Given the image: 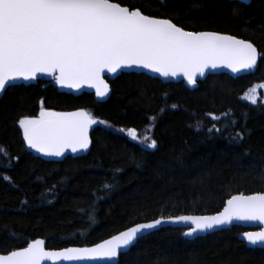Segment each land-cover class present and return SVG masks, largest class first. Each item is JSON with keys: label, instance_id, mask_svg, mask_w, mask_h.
Returning a JSON list of instances; mask_svg holds the SVG:
<instances>
[{"label": "trees", "instance_id": "trees-1", "mask_svg": "<svg viewBox=\"0 0 264 264\" xmlns=\"http://www.w3.org/2000/svg\"><path fill=\"white\" fill-rule=\"evenodd\" d=\"M119 2L171 18L188 31L249 40L264 52V0ZM108 82L111 94L104 102L88 93L59 92L45 80L10 86L0 98V148L7 153H0V253L38 237L50 249L89 246L138 222L214 214L234 194L264 191V104L243 98L264 82V57L254 74L208 75L193 90L133 72ZM41 106L84 109L107 124L90 126L83 155L44 161L32 155L18 124L23 116H38ZM120 128H135L157 147ZM93 208L95 222L89 219ZM184 231L165 227L144 235L117 264H264V248L246 247L239 226L192 240Z\"/></svg>", "mask_w": 264, "mask_h": 264}, {"label": "snow or ice", "instance_id": "snow-or-ice-1", "mask_svg": "<svg viewBox=\"0 0 264 264\" xmlns=\"http://www.w3.org/2000/svg\"><path fill=\"white\" fill-rule=\"evenodd\" d=\"M260 57L264 52L253 42L216 31H186L171 18L146 15L141 8L119 0H0V92L17 80H34L38 73H46L61 86L78 89L88 85L95 88L97 97H104L109 91L102 78L105 70L115 73L140 67L164 77L182 74L189 84H195L197 74L203 75L207 68L224 65L234 73L254 70ZM257 87L264 88V84L245 94L252 103H256ZM96 123L107 124L84 109L55 112L43 106L38 117L18 120L30 148L57 157L66 149H88L89 128ZM116 131L132 140L140 138L135 128ZM235 139L242 140L243 134L237 133ZM141 142L148 148L157 147V141L148 135ZM0 153L7 155L3 148ZM89 219L95 222L94 208L89 210ZM234 219L264 224V191L233 195L223 210L212 216L179 215L136 223L91 247L48 250L44 240L35 239L26 247L0 254V264L113 260L147 230L164 222H190L183 235L192 237ZM243 237L251 245H264V230L245 232Z\"/></svg>", "mask_w": 264, "mask_h": 264}, {"label": "water", "instance_id": "water-1", "mask_svg": "<svg viewBox=\"0 0 264 264\" xmlns=\"http://www.w3.org/2000/svg\"><path fill=\"white\" fill-rule=\"evenodd\" d=\"M237 1H240V2H242L244 4H249L251 2V0H237ZM186 31H188V30H186ZM205 31H207V30H205ZM222 34H226V33H222ZM229 35H231V34H229ZM237 38H239V37H237ZM240 39H243V38H240ZM258 63H259V58H258ZM257 66H258V64H257ZM257 66L255 67L254 70H247V71L241 70V71L235 72V73L232 72V70L230 68H227L224 65H220L217 68H207V69H205L203 75L197 74V76H196V83L195 84H189L187 82L186 78H184V76L182 74H178L175 77H172V76L164 77V76L160 75V73H158V72H154V71H151V70H148V69H144V68H140V67L122 68V69H118L117 72H115V73H109V72H107L105 70L102 73V78L104 79L105 83L108 84L109 91H108V93L104 97H97L96 96L95 88L90 87L88 85H82L78 89H76V88H70V87H66V86H61V85H59V84H57L55 82V80L53 79L52 76H50V75H48L46 73H38L36 79H34V80H27V81H25L23 79L17 80V81L14 82L13 86L14 85H30V84H36L38 80H45V81L50 82V84L52 86H54L55 88H57V90L59 92H63V93H66V94H71L73 96H78V95H80L82 93H88V94H92L93 97H94V99L97 102H104V101H106L110 97V94H111L110 85H109L108 80L115 79L121 73H130V72H133V73H142V74H145V75H147V76H149L151 78H156V79H158V80H160L161 82H164V83H167V82H182L188 89L193 90V89H196L198 87V83L200 81H203L208 75L227 74V75L231 76L232 78H237V77H240V76H243V75L254 74L256 72ZM5 91L6 90H4L3 92H0V98L3 96V94H4ZM30 151H31V153H32V155L34 157L40 158V159H42L44 161L61 162L66 157H68V156H70V157H76V156L83 155L86 150H78L77 152H72L71 149H66L64 151V153L61 156H58V157L57 156L46 155V154H44L42 152H39V151H37L36 149H33V148H30ZM238 194H240V193H237V194H234V195H238ZM250 194H252V193H250ZM245 195H248V194H245ZM230 198H228V199H230ZM225 204H226V202H225ZM225 204H224L223 208L225 207ZM223 208L220 211H222ZM217 213L207 214V215H199V214H184V215H192V216H212V215H215ZM165 218H167V217H165ZM156 219H158V218H156ZM151 221L152 220H148V221H142V222H138V223H146V222H151ZM189 224H190V222H175V223L174 222H164V223H162L161 225H159L155 229L147 230L144 235H147V234H149L151 232H154L156 230H159V229L165 228V227L184 228L185 231H187V227H188ZM134 225L135 224H133L132 226H134ZM132 226H130V227H132ZM232 226H239L240 228H242V229L245 230V231H242L238 235V239L241 240V241H243L245 243L246 247H248V248H264V245H259V244L258 245H251V244H249L244 239V237H243V233H245V232H258V231L264 230V224H262L259 221H247V220L234 219V220H232L228 224L214 226L213 229L207 230L205 232H197L192 237H186V236L185 237L187 239H189V240H192V239H194L196 237H203V236H206L207 234H210V233L218 232V231L225 230V229H230ZM125 230H127V228L124 229V230H121V231H125ZM119 232H117V233H115L113 235H117V234H119ZM111 236H109V237H107L105 239H109V238H111ZM35 239H42V240H44L45 241V248L48 249V250H60V249H50V248H47V246H46V240L44 238L38 237V238H35ZM35 239H33V240H35ZM105 239H103V240H105ZM103 240H101V241H99L97 243H100ZM136 242L137 241H135L134 244ZM97 243H95V244H97ZM95 244H92V245H89V246H68V247H91V246H93ZM26 246H27V244H26ZM68 247H65V248H68ZM129 249L121 251V253L119 254V256L121 254H123V253H126ZM0 254H6V253H0ZM119 256L117 258L113 259V260H108V259L79 260V261H77V260H72V261L59 260V261H55V262L52 261V260H44V261H42V264H117L118 263V260H119Z\"/></svg>", "mask_w": 264, "mask_h": 264}, {"label": "rangeland", "instance_id": "rangeland-1", "mask_svg": "<svg viewBox=\"0 0 264 264\" xmlns=\"http://www.w3.org/2000/svg\"><path fill=\"white\" fill-rule=\"evenodd\" d=\"M260 84H264V82H256V83H254V85H253L251 88H249V89L243 94V98H244L246 101H250V102H251V100L245 98V94L248 93L249 90L252 89L254 86H257V85H260ZM255 95H256V102L259 101V102H261V103L264 104V88L257 87ZM38 116H39V115H38ZM38 116H36V117H38ZM21 130H22V129H21ZM142 138H143V137H142ZM142 138H138V139L141 140Z\"/></svg>", "mask_w": 264, "mask_h": 264}, {"label": "bare ground", "instance_id": "bare-ground-1", "mask_svg": "<svg viewBox=\"0 0 264 264\" xmlns=\"http://www.w3.org/2000/svg\"><path fill=\"white\" fill-rule=\"evenodd\" d=\"M245 231V230H244Z\"/></svg>", "mask_w": 264, "mask_h": 264}]
</instances>
